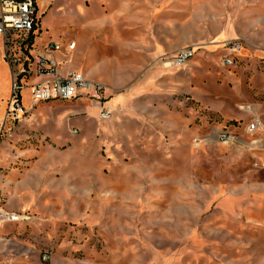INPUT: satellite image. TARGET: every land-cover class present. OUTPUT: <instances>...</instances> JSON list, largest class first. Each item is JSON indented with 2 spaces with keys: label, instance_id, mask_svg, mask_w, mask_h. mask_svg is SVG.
Returning <instances> with one entry per match:
<instances>
[{
  "label": "rangeland",
  "instance_id": "rangeland-1",
  "mask_svg": "<svg viewBox=\"0 0 264 264\" xmlns=\"http://www.w3.org/2000/svg\"><path fill=\"white\" fill-rule=\"evenodd\" d=\"M49 1L37 0L42 31L66 42L75 9L93 2L53 0L46 13L60 20L43 16ZM143 2L145 44L194 55L181 68L145 63L108 103L159 70L148 86L59 142L42 116L29 117L30 80L20 91L27 120L2 125L13 76L0 35V171L20 174V211L33 217L16 230L38 264H264V0ZM237 40L225 64L224 44ZM256 114L260 128L242 143L217 139Z\"/></svg>",
  "mask_w": 264,
  "mask_h": 264
},
{
  "label": "crops",
  "instance_id": "crops-1",
  "mask_svg": "<svg viewBox=\"0 0 264 264\" xmlns=\"http://www.w3.org/2000/svg\"><path fill=\"white\" fill-rule=\"evenodd\" d=\"M52 1L50 0L44 7L43 16L56 13L60 20L63 19L64 16L59 11L46 13ZM91 1L93 5L88 11L85 12L81 5L75 9L73 25L67 26L70 27L69 31H73L74 37L66 39V42L60 38L61 36L58 38L45 36L41 27V17L36 28L39 35H36L35 31L34 43L30 48L32 56L45 55L51 58L56 64L59 75H66L71 71H82L88 78L103 83L107 92L113 94L127 87L129 78L140 73L145 63L158 64L163 55L178 51L161 42L152 46L145 44V28L142 17L144 15L143 0ZM50 16H48V24L51 20ZM37 36H44V38ZM50 41L61 44L62 48L58 51L48 52L46 46ZM71 42L75 43L74 49L68 48ZM158 71H148L143 80L147 81L146 84H144L145 82L139 83L136 89L141 91L148 86L150 83L148 77ZM42 79L43 77L40 76H32L28 80L32 84ZM136 89H132L126 94L116 93L113 97L114 102L128 100ZM117 103L112 105L115 106ZM95 109L98 110L97 106L85 98L65 101V103L53 101L34 106L29 112V117L39 118L42 116V119L39 118L41 129L44 130V133L51 135L54 142H59L63 141L62 137L68 134V126L82 128L95 126L96 121L90 116L94 115ZM80 112L87 113V115L82 117L78 114ZM258 117L256 114L255 118ZM4 118L2 125H9L6 110ZM27 118V116H23L21 120L17 121L20 124ZM74 130L78 131V128L71 129L72 132ZM22 184L23 180L17 172L0 171V203H4L12 211L25 210L24 205L28 203V199ZM18 224H22V222L7 224L0 229V264H38L36 261L32 263L30 247L25 244L24 238L26 237L16 230Z\"/></svg>",
  "mask_w": 264,
  "mask_h": 264
},
{
  "label": "built area",
  "instance_id": "built-area-1",
  "mask_svg": "<svg viewBox=\"0 0 264 264\" xmlns=\"http://www.w3.org/2000/svg\"><path fill=\"white\" fill-rule=\"evenodd\" d=\"M37 0H0V35L4 39V46L9 60L13 83L11 97L6 109L7 118L21 120L26 114L22 106L21 89L24 87L22 80L32 76L43 77L42 80L31 84L32 100L34 106L40 103L53 101H73L88 99L93 102L102 120L112 118L115 108L108 103L107 88L101 83L88 78L82 71H71L66 75H59L55 62L45 55L32 56L30 48L34 43L31 35L35 34L39 24L36 16ZM225 54L223 62L233 64V53L238 52L242 45L239 40L227 41L224 44ZM47 51H58L62 45L50 41ZM69 49L75 48V43L68 45ZM192 47L181 48L173 54L163 55L161 63L168 68L182 67L192 56ZM261 121L255 118L243 125L241 131L222 128L217 132V139L224 144L234 145L242 143V134L254 135L260 128ZM74 132H77L74 130ZM206 139H195L200 144ZM32 216L27 211H12L4 203H0V229L1 226L11 223H30ZM46 258L43 255V259Z\"/></svg>",
  "mask_w": 264,
  "mask_h": 264
},
{
  "label": "trees",
  "instance_id": "trees-1",
  "mask_svg": "<svg viewBox=\"0 0 264 264\" xmlns=\"http://www.w3.org/2000/svg\"><path fill=\"white\" fill-rule=\"evenodd\" d=\"M33 38H35V34L34 35L33 34L31 35L30 40L32 41Z\"/></svg>",
  "mask_w": 264,
  "mask_h": 264
}]
</instances>
